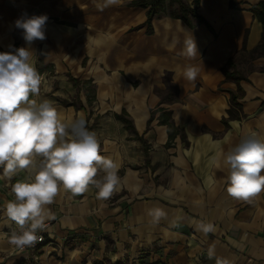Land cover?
I'll use <instances>...</instances> for the list:
<instances>
[{
    "label": "crops",
    "instance_id": "crops-1",
    "mask_svg": "<svg viewBox=\"0 0 264 264\" xmlns=\"http://www.w3.org/2000/svg\"><path fill=\"white\" fill-rule=\"evenodd\" d=\"M136 1L101 11L103 0H0V52L28 47L14 26L22 14L48 16L46 39L31 45L43 78L35 99L65 121L83 117L121 178L107 200L94 187L61 192L47 206V243L28 257L13 252L3 216L23 174L0 179V264H264V192L230 197L219 155L250 132L264 137V56L251 54L263 27L250 10L262 0H200L191 23L168 6L148 23ZM188 35L194 58L182 54ZM231 59L239 79L223 71ZM189 65L200 68L194 82ZM156 207L167 213L159 222L148 215ZM201 221L215 231L205 236Z\"/></svg>",
    "mask_w": 264,
    "mask_h": 264
},
{
    "label": "clouds",
    "instance_id": "clouds-1",
    "mask_svg": "<svg viewBox=\"0 0 264 264\" xmlns=\"http://www.w3.org/2000/svg\"><path fill=\"white\" fill-rule=\"evenodd\" d=\"M118 3L103 0L100 10ZM47 21V15L22 14L14 26L22 30L28 47L9 45V51L0 52V179L23 174L12 184L13 199L5 203L3 216L6 223L15 225L9 242L21 250L40 239L37 233L50 218L47 206L61 192L79 195L94 187L97 198L107 200L121 185L119 164L101 155L100 141L86 120L65 121L50 100L35 99L43 78L34 65L31 45L46 39ZM182 54L189 58L198 54L191 35L184 39ZM199 71L197 65L186 66L184 77L194 82ZM219 155L227 169L230 197L251 202L264 192V137L250 132ZM100 172L104 175L97 178ZM148 215L159 222L167 213L156 207L148 209ZM196 228L205 236L215 231L210 222L201 221ZM207 257H215L214 246L207 250ZM216 264L230 262L217 258Z\"/></svg>",
    "mask_w": 264,
    "mask_h": 264
},
{
    "label": "trees",
    "instance_id": "trees-1",
    "mask_svg": "<svg viewBox=\"0 0 264 264\" xmlns=\"http://www.w3.org/2000/svg\"><path fill=\"white\" fill-rule=\"evenodd\" d=\"M168 1V2H167ZM200 0H193L192 4L187 3L185 0H139L134 2L135 5H140L143 7H149L148 9V23H150L153 15L155 13L161 12L165 9L166 6L170 8V13L175 18H181L187 23H191L192 18H196L202 20L201 15L197 11V7L199 5ZM234 0H231L233 3ZM254 17L257 18L263 27V37L261 42L253 49L251 52L252 56H264V0L259 3L251 5L250 8ZM245 51V45H243L242 49ZM234 68V60H230L228 64L223 68L224 73L227 75V78H235L239 79L240 77L236 76L235 72H231L230 69ZM231 109L229 110L230 116L234 117L233 107H240V103L236 100V96L233 94L231 96ZM124 123L130 127L131 122L125 115L119 116ZM88 129L91 131V126L89 127L86 122Z\"/></svg>",
    "mask_w": 264,
    "mask_h": 264
},
{
    "label": "built area",
    "instance_id": "built-area-1",
    "mask_svg": "<svg viewBox=\"0 0 264 264\" xmlns=\"http://www.w3.org/2000/svg\"><path fill=\"white\" fill-rule=\"evenodd\" d=\"M47 227H48V223H45V227L42 231H38L37 235L38 237H40V239H38V241L35 243V245L31 246V247H26L24 248L23 250L13 246L11 243V248L13 250V252L15 254H20L22 255L23 257H28V253H36L40 248L41 246H43L44 244L47 243ZM13 228H15V225H13L11 227V229L9 230L8 232V240L10 241V234H11V231L13 230Z\"/></svg>",
    "mask_w": 264,
    "mask_h": 264
},
{
    "label": "rangeland",
    "instance_id": "rangeland-1",
    "mask_svg": "<svg viewBox=\"0 0 264 264\" xmlns=\"http://www.w3.org/2000/svg\"><path fill=\"white\" fill-rule=\"evenodd\" d=\"M167 8H165L164 10H166ZM170 12V9H167Z\"/></svg>",
    "mask_w": 264,
    "mask_h": 264
}]
</instances>
